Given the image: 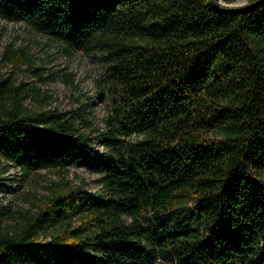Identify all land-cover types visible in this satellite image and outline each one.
Returning <instances> with one entry per match:
<instances>
[{
	"label": "trees",
	"instance_id": "obj_1",
	"mask_svg": "<svg viewBox=\"0 0 264 264\" xmlns=\"http://www.w3.org/2000/svg\"><path fill=\"white\" fill-rule=\"evenodd\" d=\"M0 19L107 52L123 105L101 152L71 118L28 113L19 98L8 108L0 79V158L102 175L98 192L55 183L20 227L0 226V264H151L170 251L264 264V2L224 13L210 0H0ZM132 130L143 139L117 138ZM190 203L187 220L161 216Z\"/></svg>",
	"mask_w": 264,
	"mask_h": 264
},
{
	"label": "rangeland",
	"instance_id": "obj_2",
	"mask_svg": "<svg viewBox=\"0 0 264 264\" xmlns=\"http://www.w3.org/2000/svg\"><path fill=\"white\" fill-rule=\"evenodd\" d=\"M251 1L221 0L234 7ZM108 68L107 52L71 50L62 39L38 32L25 22L0 19V79L8 78L7 84L12 86L7 107L11 108L12 102L19 98L28 113L71 118L76 128L86 133L101 152L107 149L99 138L110 128L108 119L111 116L118 120L117 112H122L123 108L122 102L113 96ZM117 138L136 142L143 136L132 130ZM62 181L89 192H98L102 188V175L83 166L42 168L25 173L15 163L0 158L1 228L20 227L27 216L43 208L54 184ZM194 215L191 203L172 206L166 215L161 214L172 224ZM140 221L154 223L155 215L143 212ZM38 239L48 241L49 237L40 235ZM151 264L200 263L170 251L158 256Z\"/></svg>",
	"mask_w": 264,
	"mask_h": 264
},
{
	"label": "water",
	"instance_id": "obj_3",
	"mask_svg": "<svg viewBox=\"0 0 264 264\" xmlns=\"http://www.w3.org/2000/svg\"><path fill=\"white\" fill-rule=\"evenodd\" d=\"M263 2L264 0H254L247 5L234 7V6H222L219 0H210V4L215 10L219 12H224V13H232V12L241 11L249 7L258 6L262 4Z\"/></svg>",
	"mask_w": 264,
	"mask_h": 264
},
{
	"label": "built area",
	"instance_id": "obj_4",
	"mask_svg": "<svg viewBox=\"0 0 264 264\" xmlns=\"http://www.w3.org/2000/svg\"><path fill=\"white\" fill-rule=\"evenodd\" d=\"M224 1H227V2H233L234 0H224ZM220 2V4L222 5V6H229V4H227V3H223V2H221V0L219 1ZM247 4H249V3H247ZM246 4V5H247ZM242 5V4H241ZM245 5V4H244Z\"/></svg>",
	"mask_w": 264,
	"mask_h": 264
}]
</instances>
